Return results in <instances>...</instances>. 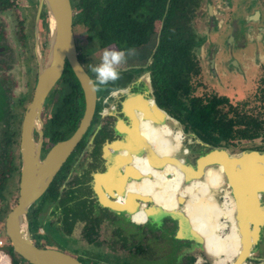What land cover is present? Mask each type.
I'll return each instance as SVG.
<instances>
[{"label": "flooded vegetation", "instance_id": "1", "mask_svg": "<svg viewBox=\"0 0 264 264\" xmlns=\"http://www.w3.org/2000/svg\"><path fill=\"white\" fill-rule=\"evenodd\" d=\"M32 1L25 0L27 4H20V1L17 0H0V238L3 239V246L0 250L3 251H8L9 245L4 234L5 219L8 212L15 206L20 190L24 163L22 152L23 122L27 107L34 94L39 70L41 66H44L49 51L46 10L44 6L39 9L38 0ZM207 1L205 0L198 10L197 16L194 18L195 22L198 17L203 15L202 10ZM254 3L260 2L257 0ZM261 3L264 2L261 1ZM238 4L239 2L234 0L225 3L223 8L217 9V11H213L208 7L206 10L209 20L211 18V23L215 24V19L221 17L217 20L218 23L221 20L220 25H223L222 19H225L229 32L231 31V44L228 45L227 52L220 54V57L223 56L222 59L217 57V50L212 44L210 54L203 52L207 50L203 44L202 47L197 49L200 50L199 58L205 65L202 73L209 77L216 74L215 77L213 76L214 82L216 86L218 85L222 89L220 91L227 90V85H234L240 79H249L254 76L256 79L253 83L258 89L259 80L264 74V62L260 59L259 53L264 40L262 36H257L261 27L252 33L253 49L250 51L246 48L242 52L244 44L248 42L247 38L242 36L250 35L253 28L247 29L246 32L244 29H239L237 34V29L234 30L231 25L233 20H239L240 24L243 22L242 25H244V22L247 23L249 18L253 22H258L259 10L256 9L252 15H247L242 9L241 19L234 16L227 17L226 12L229 8L234 10ZM76 48L78 58L84 64L77 42ZM154 49L155 45L149 56L150 61H148V58L145 67L130 65L129 63L123 68L122 64L118 66L120 77L117 83L124 84L118 87L122 91L115 95H118V98L115 99L118 116L112 114L113 111L106 112V109H104L106 106L108 107L109 103L107 101L115 98V96L110 95V92L105 93L106 86L95 87L97 102L90 126L75 148L65 158L48 188L29 208L28 224L33 243L39 248H52L66 252L84 264L95 263L96 261L104 263L100 260L99 254H91V249L96 248L101 253L115 251L121 256L122 261L131 259L134 264H215L219 259H222V264H235L236 262L237 264H264V217L260 218L264 214V189L258 182L261 181L263 186L264 183L260 171L256 169L261 165V162L264 166V159H239L233 165L229 161L231 157L227 160L228 171L234 169L233 172L238 173L235 179L239 180L243 187L240 192L242 199L244 197L242 195H245L244 205L247 210L246 218L249 221V240L240 233L237 210L235 204H233L235 200L230 194L229 187L225 188V191L229 192L232 199H226L221 204L211 203L209 199L205 198L204 193L203 200L200 192L194 188L198 195L195 198L198 202V206L197 202L196 206L199 208V211L194 214H199L200 218H198V222L181 218V220H184L181 222L179 215L182 216L185 213L179 210L182 208L180 196L176 201V206H168L171 208L169 210H160L161 208L153 207V205H150V201H147H152L149 186L148 190H145L146 196H142V194H135L134 196L133 192L126 195L128 191L125 193L115 186L114 183L117 182L123 184L124 180H127L128 183H131L130 180L139 179L135 171L137 165L140 166V159L144 160L145 165H147L145 169L149 171L148 165H151V163L148 159L146 162V156L148 157L151 148L155 149L159 145L158 151L161 152V145L163 146V151L156 154L157 157L153 155L155 160L152 167H158L166 171L169 160L176 158L171 155H174L175 152L177 155L183 148L181 141L184 137V127L179 120L178 125L182 126V131L178 129L174 132L171 129L174 123L170 122L172 124L170 125V123L164 122L163 125L167 126L171 133H174L171 135L174 140H164V144H161L162 140L160 139V141L158 135H154L150 130L146 132L143 129L139 130L141 133H137L138 131L135 130L137 118H140L139 113L143 112L144 118L148 120L150 112L149 107L148 110L146 109L145 104L147 103L137 94L144 95L147 93L148 88L151 89V99L158 106L153 87L156 71V69H153ZM214 57L218 58V66L230 74L232 84L223 82L217 71H214ZM66 65L68 63L65 61L61 77L44 99L39 113L40 122L38 126L31 130V141L38 146L40 159L45 157L53 145L65 140L63 137L68 133L67 138H69L77 128L81 118L80 116L77 120L75 119V111L79 108L80 95L70 87V83H66L64 80V76L67 74ZM83 66L90 75L88 68L85 65ZM248 69H252L253 73L248 75ZM143 72L147 74V79ZM122 74H126L124 79L121 77ZM244 81L241 80L240 83ZM211 86L210 84L208 88L215 92ZM233 94L234 96L228 97L238 101L248 96L246 94L243 99H238L236 97L238 93ZM137 99L141 104L142 102L144 104H142L138 113L134 112L136 115H131L132 103L126 108L123 103L128 104L130 100ZM151 102L149 100L148 103L151 104ZM111 108H115L114 104ZM129 121L133 122L130 123ZM148 126L149 129H152L151 125ZM122 128L126 129L123 133ZM177 128L178 126L175 129ZM133 135L137 138L135 142L131 141ZM239 145L228 144L224 150L227 153L237 151L238 154L264 152V143L246 142V144ZM167 147L171 148V154H168ZM128 149H131L132 153L126 156L125 153ZM217 156V159H219L220 154ZM225 158L221 157L218 164H221ZM134 160L136 162L132 164ZM114 162L118 164L114 165ZM240 168L247 178H243L239 170L235 171V169ZM99 180H102L100 185L106 184L103 182L104 180L110 181L111 185L114 184L115 187L113 186L110 192L114 191L117 194L112 198L116 202L130 198V203L135 207V210L130 212L127 209H120L102 203L99 194L95 191L96 182ZM255 185L261 189L257 190ZM119 191L122 193L118 194ZM132 191L134 190L132 189ZM204 191L206 192V189ZM225 191L221 190L223 194ZM149 192L150 194H148ZM222 193L215 198L216 201L221 202L223 200ZM109 197L111 198L110 195H106L104 199L108 200ZM229 202H232L233 225L235 222L237 234L235 240L238 243L236 251L226 258L223 254L216 256L210 253L200 238L202 232H204L202 226L205 221L209 218L217 220L218 214L220 218L224 219L221 222L222 230L224 231L223 227L226 228L227 226L230 229L232 223L227 222L226 217H223V209L228 207H223V205ZM109 204L111 203L109 202ZM211 205L216 209H209ZM194 206L192 207L194 208ZM176 207H179L178 211L175 210ZM214 211L217 212V215L214 214ZM193 227L196 229H193ZM214 228L217 231V228ZM216 239L218 240L217 234L215 235ZM13 261L16 264H28L19 257L9 255V264H14Z\"/></svg>", "mask_w": 264, "mask_h": 264}, {"label": "trees", "instance_id": "2", "mask_svg": "<svg viewBox=\"0 0 264 264\" xmlns=\"http://www.w3.org/2000/svg\"><path fill=\"white\" fill-rule=\"evenodd\" d=\"M70 1L73 26L83 28L88 46L96 43L102 49L131 47L135 51L155 45L153 87L157 105L179 120L184 132L195 134L212 147L225 148L242 141L264 142V74L258 90L239 101L200 86L199 77L205 65L197 49L204 41L193 34V20L205 0ZM66 69L65 82L80 95L75 111L77 120L83 113L82 91L68 65ZM123 85L109 82L105 93ZM257 99L260 105H252ZM217 153L219 159L225 157L223 152ZM7 253L15 256L10 245Z\"/></svg>", "mask_w": 264, "mask_h": 264}, {"label": "rangeland", "instance_id": "3", "mask_svg": "<svg viewBox=\"0 0 264 264\" xmlns=\"http://www.w3.org/2000/svg\"><path fill=\"white\" fill-rule=\"evenodd\" d=\"M16 1V0H14ZM20 1V4H27V2H25V0H17ZM30 1V0H29ZM234 0H208L205 4H204V9L202 10V16L198 17L195 20H193L194 24H195V31L193 32V34L197 35V38L201 39V41H206L208 42V44L204 43L203 45L206 47L207 52L210 54V52L212 51V46L211 44L215 47V49L217 50V57L222 59L223 56L220 57L221 53H225L227 52L228 49V45L231 44L230 42V32L228 29V26L226 24V20L222 19V22H224L223 25H220L221 20L218 23V19H215V24L211 23V18L209 20L208 15L206 14V10L207 7L211 8L213 11L220 8H223V5L227 2H231ZM257 2V0H237V2H239V4L237 6H235L234 10H231L229 8V10L226 12L227 17L229 16H234L235 18H240L241 19V13H242V9H244V11L247 13V15H252L253 11L258 9L259 10V21H251L250 18L244 22L242 24H240L241 22H239V20H233L232 22V26L234 27V30H236L237 34L239 29H244V31L246 32L247 29H252L250 35H246V36H242L244 38H247V43L244 44V48L242 49V52L245 51L246 48H248L250 51L253 49V43L251 42V36L252 33L254 32V30H256L257 28H260L261 30L258 32L257 36H262V39L264 40V3H261V0H258L260 3H254ZM264 1V0H263ZM31 2H33L31 0ZM74 13V11H73ZM249 13V14H248ZM224 14L222 13V16ZM257 22V23H255ZM197 25V26H196ZM75 31V36L77 38V45L80 48V55L82 58V62L84 63L83 65H85L88 68V71L90 73V75L94 78L93 73L89 70V65H95L96 63L99 62L100 60V56H101V51L102 48L98 47V45L95 43L93 44V46H88L86 44V41H84V37H85V32L83 30V28H74ZM153 40H155V37L153 38ZM87 45V46H86ZM246 45V46H245ZM154 48L153 44H149L143 48L140 49H136L134 51V54L131 56H128L125 60L124 63H122V68L125 67V65L127 63H129L130 65H141L143 67H145V62L148 60L150 53L152 52V49ZM87 52V53H85ZM259 53H260V59L264 62V44L263 46L259 49ZM215 54V52H214ZM215 56V55H214ZM214 57V62H213V67H214V71H217V74H219V77L222 79L223 82H227L228 84H232V80L230 78V74L228 72H226L225 70L221 69V67L218 66V58ZM150 61V58L149 60ZM120 66V65H119ZM216 69V70H215ZM203 71V70H202ZM145 73V72H143ZM212 73V72H211ZM248 75L253 73L252 69H248L247 70ZM246 73V74H247ZM139 74V73H138ZM126 74H122V79L125 78ZM145 78L147 79V74H144ZM213 76L215 77L216 74H213ZM213 76H207L204 73L201 74V76L199 77V82H200V86L203 87L205 90L208 89V91H210V88H208V86L211 84L213 90H215V93H219L222 95H227V96H234L233 93H238V95H236V97L238 99H243L246 94L250 95L252 93H254L255 91H257L258 89L256 88L255 84L253 83L254 80L256 79V77H250L249 79H240L238 83L234 84V85H227V90L224 91H220L222 90L218 85L216 86V83L214 82V77ZM241 80H245L243 83H240ZM236 86V87H234ZM234 87V88H232ZM139 91V90H138ZM149 91H152L151 89H149ZM233 92V93H232ZM124 93V92H123ZM151 94V93H150ZM151 97V95H150ZM118 98V95L115 96V98H111L110 100H108L107 102L108 107L106 106V112H111L113 111L112 114L117 115L118 113V109H116L117 104L115 99ZM123 100V99H121ZM162 101H165V97H161ZM253 100V99H251ZM145 102V101H144ZM144 102H142V104H144ZM132 103V108H131V115H136V113H138L140 111V108L142 106L141 102L137 100H130L128 102V104H125V108ZM256 103H258L256 105ZM114 104V109L111 108L113 107ZM151 104L147 103L145 104L146 109L148 110L149 107V115H148V120H149V125L152 126V129H147L145 126L142 125H138L135 124V130L139 131L141 129H143L144 132L152 131V133L154 135H158L160 133H164V132H168V127L164 126V122H172L174 123L172 126V130L175 132L178 129L181 130L182 126H178L177 129H175L177 126L176 122L172 121V119L170 118H165V115L159 111L158 109H156L155 107H153ZM252 105H256L259 106L260 102L257 99V101H253ZM99 112H101L99 110ZM136 112V113H134ZM118 116V115H117ZM140 118H143V112L139 113ZM164 118V121H163ZM120 119V116H119ZM131 119V118H129ZM176 121L178 122V120L176 119ZM133 122V121H132ZM176 124V125H175ZM170 125H172L170 123ZM146 128V131H145ZM134 130V127H133ZM126 131V129L122 128V133ZM182 131V130H181ZM135 132V131H134ZM184 132V131H183ZM204 132V130H203ZM172 134H174L172 132ZM69 135V133L64 136L63 138H67ZM205 135H207L205 133ZM193 136V137H191ZM137 138H135V136L133 135L131 141H136ZM199 142V143H198ZM219 143L221 142V140L218 141ZM183 148H181V151H179V153H177V157L176 158H172L169 160V164H168V169L166 170H161L158 167L157 168H153L151 164L150 165V169H149V175L150 177H145V179H142L141 177H139V179H135V180H130L131 183H133L134 188L140 193L142 194V196H146L147 193H145L150 187L151 189V193H152V201L151 200H147L148 202L150 201V205H153V207H159L161 208L160 210H169L171 208H169L168 206H176L177 205V200L178 197H181L182 200V208L179 209V207H176V211H178V209L180 211H184L185 215L180 216L179 213V219L181 222H183L185 219L189 220H194L195 222H198V218H200L199 214H194L195 212L199 211L198 206V202L196 201V197L198 196L196 191L194 190V188H196L200 194L203 197V193L205 196V189L210 192L211 194H215L216 192V184L217 183H223L222 182V177H225L226 173L228 172V164L227 161L224 160L221 162V164L219 162V159H217V155L219 153V151H215L213 152L207 159H205L203 162H201L200 166H199V170L194 172L193 169L191 167H195V163L196 160L199 156L208 153L209 148L208 147H212L209 144H206L204 142H202L200 139H198V137L196 135H193V133L191 132H184V137L181 141ZM256 143H261V142H256ZM264 143V142H263ZM140 144V143H139ZM138 144V145H139ZM162 144L163 140H162ZM199 144H205V145H209L207 147H203L202 145L200 146ZM236 144V143H235ZM239 144H246V142L242 141V142H238ZM242 146V145H239ZM214 149L216 148H224L222 146L218 147V146H214L212 147ZM152 149V148H151ZM189 151V152H185V151ZM264 151V148H263ZM222 152V151H221ZM132 153L131 149H128V151L125 153L126 156H129ZM188 153V154H187ZM216 153V155H214ZM229 155H233V154H238L237 151L235 153L229 152ZM264 156V155H263ZM181 158H184L185 160V164L189 165L191 167H186L184 165V163L182 162ZM253 158V157H251ZM248 159V158H247ZM253 159H256L253 158ZM264 159V157H261L257 160H262ZM117 165V162H114V165ZM209 164H213L211 165V169H206L204 171V168L206 167V165ZM113 165V166H114ZM218 165V166H217ZM263 162H261V165L256 168L260 171V175H262L263 177V183H264V166ZM156 167V166H155ZM234 170V169H233ZM239 170V173L242 175V177L247 178L246 175H243L242 173V169H235ZM178 172V176L174 175L175 172ZM152 173H156L155 178L152 177ZM220 173L221 175L216 178L215 174ZM233 174H235V176L238 175V173L233 172ZM239 177V176H238ZM103 182H105V185H100L102 183V180H99L96 182V186H95V191L99 194L100 200L102 203L104 204H108L114 207H118L120 209H127L130 212H133L135 210V207L132 205V203H130V198L126 199L127 200V204H126V200H121L119 202H116L112 197L116 196L117 193H114V191L111 193L110 191H112V188L115 184V186L119 187L120 190L124 191L125 193L128 191V193H126V195L130 193H132L133 191L131 189H128L127 186H131V183H128V181L124 180L123 184L120 183H114L113 185H111V182L108 180H104ZM145 183V184H144ZM148 184V185H147ZM154 184H155V188H154ZM258 184L263 187L264 186L262 184V182H258ZM114 186V187H115ZM149 186V187H148ZM133 188V189H134ZM255 188L257 190L261 189L259 188V186L255 185ZM146 190V191H145ZM155 190V191H154ZM224 190V189H223ZM122 192H118V194H120ZM124 193V194H125ZM220 193H222L220 191ZM150 194V192L148 193ZM223 194V193H222ZM248 194H250L248 192ZM106 195H110L111 198L109 197L108 200L104 199L106 198ZM220 195V194H218ZM135 196V194H134ZM206 199H208L207 197H205ZM204 200V197L202 198ZM136 201H138V199H136ZM109 202L111 204H109ZM152 202V203H151ZM196 202H197V206H196ZM208 202V201H207ZM219 204L223 203V200L221 202H218ZM241 203H242V198H241ZM126 204V205H125ZM209 204V202H208ZM234 204V203H233ZM135 205H137V203H135ZM193 205L194 208L192 207ZM229 207V209H231V216L233 215V209L231 207L232 202L227 203L226 205L224 204L223 207L227 206ZM236 206V205H235ZM215 209L213 207V205L209 206V209ZM238 211V209H236ZM246 210V209H245ZM247 213V210H246ZM181 218H183L184 220H181ZM233 219L229 218L228 222H231ZM224 219H221V222H223ZM182 229V228H181ZM191 229V228H189ZM193 229H196L195 227H193ZM183 231V230H182ZM229 229L228 226L224 229V234L228 233ZM1 251V250H0ZM7 252V251H6ZM8 254V253H7ZM91 254H99L100 260L104 261V263H100V261H96L95 263H87V264H134L133 261L131 259H127V261H122L121 256L116 253L115 251H112V253H101L99 252V250L96 249H91ZM8 258H9V254H8ZM4 258H2V256L0 255V264L3 262ZM9 261V259H8Z\"/></svg>", "mask_w": 264, "mask_h": 264}, {"label": "water", "instance_id": "4", "mask_svg": "<svg viewBox=\"0 0 264 264\" xmlns=\"http://www.w3.org/2000/svg\"><path fill=\"white\" fill-rule=\"evenodd\" d=\"M39 9L44 6L47 13L49 51L44 66H41L34 94L27 107L23 122L22 152L24 155L22 177L19 196L15 206L8 212L4 223V234L12 252L28 264H84L74 256L61 250L52 248H39L31 239L28 224L29 208L42 196L52 179L59 170L68 154L75 148L86 132L95 113L97 96L93 87V78L86 72L85 67L78 58L75 35L73 31V9L70 0H38ZM210 15H212L210 13ZM67 62L73 75L79 83L83 94L84 108L79 124L73 134L62 141L57 142L43 159L39 158L38 146L31 141V130L38 126L39 113L48 92L53 88L64 70V62ZM161 111L165 118L178 122L169 116L164 109L156 106L150 97L149 88L144 95L137 96ZM130 97V96H129ZM125 102L123 103V106ZM125 113V111H123ZM183 133V132H182ZM184 135V133H183ZM181 146L183 147L182 143ZM214 151H223L226 158H261L263 153H246L229 155L224 148L209 147L208 153L199 156L193 169L198 170L199 159ZM183 162L185 164L184 158ZM206 165V169H211ZM185 166H187L185 164ZM223 185L227 189V178L222 177ZM230 188V187H229ZM238 261V260H237ZM240 262V261H239ZM237 264V262L235 263Z\"/></svg>", "mask_w": 264, "mask_h": 264}, {"label": "bare ground", "instance_id": "5", "mask_svg": "<svg viewBox=\"0 0 264 264\" xmlns=\"http://www.w3.org/2000/svg\"><path fill=\"white\" fill-rule=\"evenodd\" d=\"M212 153H210L209 155H207L205 157L200 158L198 160L199 161L198 165L200 166L201 162H203L205 159H207ZM228 158H225V160L227 161ZM181 160L183 162V159H181ZM236 160H239V159L231 158L229 161H231V164L233 165V163H235ZM255 160H257V158ZM198 170H199V168H198ZM198 170L193 169L194 172H196ZM223 184L224 183H217L216 184L217 186H216L215 194H211L210 192H208L206 190L205 197H207L211 203H213V204L218 203V201H216L215 198L218 196V194H220V191L222 189H224V191H225L226 186H224ZM227 187H230V190H229L231 192L230 194H231L232 198L235 200L234 204L236 205V209H238V211H237V222H238V227L240 229V233H242L241 235L246 237L247 240H249V238H250V231L248 229V222L249 221L246 218V210H245L246 208L244 205L245 195H242L244 197H243L242 203H241V192L240 191H241V189H243V187H242L240 181L237 179L229 180L227 182ZM230 194L228 191L227 192L225 191L223 194V201L231 198ZM223 211H224L223 217H226L227 222H228L229 218L233 219L231 221L232 226L230 227L228 233L224 234V231L222 230V227H221V219H223V218H220L219 214H218L217 220L215 218L214 219L209 218L205 221L204 225L202 226L204 232H202V236H201L200 240H202V242L204 243V245L206 246V248L208 249V251L210 253H212L216 256L219 254H223V255H225L226 258H228L231 256V254H233L234 251H236L238 242L235 240L236 235H237L236 231H235L236 226H235V222L233 225L234 217H233V215L231 216V213H230L231 209H229V207H225L223 209ZM214 214L217 215V212L214 211ZM263 217H264V214H262L260 218H263ZM214 227L217 228V231L215 230ZM223 229H225V228L223 227ZM216 234L218 235V240L217 239L215 240ZM240 241H241V239H240ZM4 260H5V258H4ZM221 260L222 259L217 260L215 264H222Z\"/></svg>", "mask_w": 264, "mask_h": 264}, {"label": "clouds", "instance_id": "6", "mask_svg": "<svg viewBox=\"0 0 264 264\" xmlns=\"http://www.w3.org/2000/svg\"><path fill=\"white\" fill-rule=\"evenodd\" d=\"M134 54L133 48L117 49L111 46L101 51L100 60L95 65H89L94 75L93 87L106 86L109 82L117 81L120 77L118 66L125 62L128 56ZM122 89L115 88L109 94L115 96Z\"/></svg>", "mask_w": 264, "mask_h": 264}, {"label": "crops", "instance_id": "7", "mask_svg": "<svg viewBox=\"0 0 264 264\" xmlns=\"http://www.w3.org/2000/svg\"><path fill=\"white\" fill-rule=\"evenodd\" d=\"M204 43H206V41H204ZM203 43V44H204ZM205 49H206V47H205ZM200 51V50H199ZM202 52V51H201ZM203 52H207V50H204ZM163 120H164V118H163ZM137 124H139V125H142L143 124V126H145L147 129H148V125H149V121L147 120V119H145L144 117L143 118H137ZM152 127V126H151ZM146 128H145V131H146ZM142 130V129H141ZM137 133H141V131H138ZM171 135H172V133L170 132V130H168V132H164V133H160V134H158V137H159V140L161 139V140H174L173 139V137H171ZM195 135V134H194ZM157 136V135H156ZM160 140V141H161ZM166 141V142H167ZM161 144H162V142H161ZM160 146L159 145H157L156 147H155V149H150V151L148 152L149 154H148V157L146 156V162H147V159H148V161H150V163L151 164H153V162H154V157H153V155L155 156V157H157L156 156V154H160L162 151H163V146L161 145V147H162V151L161 152H159L158 151V148H159ZM144 148V147H143ZM156 150V151H155ZM167 152H168V154H171L170 152H171V148H169V147H167ZM152 151H153V153H152ZM171 156H175V157H177V155H176V152L174 153V155H171ZM136 161L134 160L133 161V163L132 164H134ZM238 163V165H240V163L239 162H237ZM139 164H140V166L139 165H137V167H136V171H135V174L138 176V177H141L142 179H145V177L147 176H149L150 177V175H149V172L148 171H146V167H147V165H145V162H144V160L142 159H140V162H139ZM133 166H135V165H133ZM148 167H149V169H150V165H148ZM233 172V170L232 171H228L227 172V176H226V178H227V182L229 181V180H231V179H235L236 178V176H235V174H233L232 173ZM174 175H177L178 176V172L176 171L175 173H174ZM155 176H156V173H152V177L153 178H155ZM220 175L219 174H216L215 175V177L216 178H218ZM232 177H234V178H232ZM151 178V177H150ZM129 189H133L134 188V186L133 185H131V186H127ZM156 186H155V184H154V188H155ZM134 191H133V193L134 194H136V195H140V193L134 188L133 189ZM155 191V190H154Z\"/></svg>", "mask_w": 264, "mask_h": 264}, {"label": "built area", "instance_id": "8", "mask_svg": "<svg viewBox=\"0 0 264 264\" xmlns=\"http://www.w3.org/2000/svg\"><path fill=\"white\" fill-rule=\"evenodd\" d=\"M3 246V239L0 238V248ZM0 255L2 256V258H5V260L1 263V264H9V261H8V254L6 251H3L1 250L0 251Z\"/></svg>", "mask_w": 264, "mask_h": 264}]
</instances>
